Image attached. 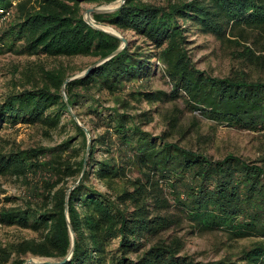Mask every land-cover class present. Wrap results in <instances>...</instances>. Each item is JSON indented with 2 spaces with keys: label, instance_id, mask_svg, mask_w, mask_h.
Returning a JSON list of instances; mask_svg holds the SVG:
<instances>
[{
  "label": "trees",
  "instance_id": "1",
  "mask_svg": "<svg viewBox=\"0 0 264 264\" xmlns=\"http://www.w3.org/2000/svg\"><path fill=\"white\" fill-rule=\"evenodd\" d=\"M117 1L0 0V53L36 58L0 102V127L65 134L55 145L0 135V264H264V153L216 158V135L203 131L206 119L264 136V0H126L94 12L138 39L67 83L66 100L77 73L66 59L92 57L90 67L123 45L86 20L84 3ZM194 33L227 44L228 73L198 67ZM157 114L161 133L148 128ZM4 178L22 191L9 194ZM210 233L227 239L222 257L187 254L189 236Z\"/></svg>",
  "mask_w": 264,
  "mask_h": 264
},
{
  "label": "rangeland",
  "instance_id": "2",
  "mask_svg": "<svg viewBox=\"0 0 264 264\" xmlns=\"http://www.w3.org/2000/svg\"><path fill=\"white\" fill-rule=\"evenodd\" d=\"M150 1V0H146ZM160 2L161 0H151ZM120 0L110 4L97 5L93 3H84L85 16L87 17L88 9L90 8H103L109 7L115 9L119 6ZM115 11V10H114ZM92 20L95 22L93 13ZM96 23V22H95ZM102 25V24H98ZM107 25V24H106ZM129 40L136 41L138 37L132 32L123 33ZM192 40L191 47L192 55L194 56L198 67L206 69L215 75L228 73L229 68L232 64L231 55H229V49L227 44H223L218 39L209 35H203L201 33H194L190 38ZM35 57H29L27 55H19L13 51H4L0 53V102L6 97L9 90L17 84L22 78V72L26 67L30 65V62L35 61ZM95 61L92 57H76L71 60L66 59V63L70 67L76 66L77 74L82 73L81 69H85ZM50 66L56 65L60 60H47ZM155 86L168 89V85L161 80V76L157 75L155 80ZM148 106V105H146ZM162 108V105L158 104ZM169 106V105H166ZM157 107V106H156ZM193 118L192 113L187 114V121H191ZM81 122V121H80ZM82 123V122H81ZM6 127L5 125H2ZM212 122L209 120H203V131L205 133H213L216 135L214 144L210 148L211 154L216 158L224 156L230 152H236L237 154L243 155L246 158L258 159L264 153V136L257 132H246L238 129H232L226 126H219L218 129L212 128ZM151 131L161 133L165 129V123L162 121L159 114L156 115L154 123L148 127ZM72 129V128H71ZM216 132V133H215ZM12 134L18 141H22L24 144H39L45 143L48 145H55L62 141L65 134L59 132L52 137V139L45 137L39 126L34 125H23L19 124L16 128L1 129L0 135ZM90 136V134H89ZM6 189L9 194H16L22 191L20 182L11 178H4ZM242 243H247L243 241ZM229 245L227 239L220 234L210 233L202 235H191L189 236V242L187 244V254H191L196 257V260L206 261L213 260L222 257L224 252L227 250ZM37 261L54 260L50 258H41L31 256Z\"/></svg>",
  "mask_w": 264,
  "mask_h": 264
},
{
  "label": "water",
  "instance_id": "3",
  "mask_svg": "<svg viewBox=\"0 0 264 264\" xmlns=\"http://www.w3.org/2000/svg\"><path fill=\"white\" fill-rule=\"evenodd\" d=\"M125 2H126V0H120V4H119V6H118L117 8H115V9H112V8H109V7H103V8H98V7H96V8H90V9L87 10V11H88V14H87L86 20H88V22H89L91 25H93L94 27H97V28H99V29H101V30H105V31L109 32L110 34H112V35L118 37L119 39L122 40L123 45H121V47H120L118 50H116L115 52H113L112 54H110L109 56H107L106 58H104V59H102V60H100V61L94 63V64L91 65L90 67H88L87 70H85V71H83L82 73L77 74V75H74L73 77L67 79L66 82H65V85H64V87H63V92H64V96H65L66 100L68 99V98H67V92H65V87H66V84H67V83H69L70 81H72V80L75 79V78H79V77H83V76H85L86 74L89 73V71H90L91 69H93V68L96 67V66H99V65L103 64L104 61L108 60L110 57H112V56H114V55H117L118 53H120V51H121L123 48H125V47L127 46L128 42H127L126 37H125L123 34H121L120 32H119V33H118V32H114V31L109 30V29H107V28H105V27H102V26L98 25L97 23H95V22L92 20V13H94V12H98V13L111 12V11H114V10H116V9H119V7H120L123 3H125ZM71 111L73 112V115L76 117V119L78 120V122L81 123L80 120H79V118L77 117L75 111L73 110V108H71ZM81 124H83V123H81ZM90 148H91V144H90L89 147H88V152H87V154H86V155H87V157H86V161H88L89 150H90ZM74 188H75V186L71 187L70 191L68 192V195H67V202H66V203H67V208H68V206H69V204H68L69 195H70L71 191H72ZM68 220H69V217H68ZM69 221H70V220H69ZM70 231H71V235L73 236V246H72V249L70 250L71 252H70L69 255L66 257L65 260L70 259V258L73 256V254H74V247H75L76 235H75V232H74V229H73V226H72L71 222H70ZM30 263L46 264V263H60V262H57V261H55V260L37 261L35 258H30V259L26 262V264H30Z\"/></svg>",
  "mask_w": 264,
  "mask_h": 264
},
{
  "label": "bare ground",
  "instance_id": "4",
  "mask_svg": "<svg viewBox=\"0 0 264 264\" xmlns=\"http://www.w3.org/2000/svg\"><path fill=\"white\" fill-rule=\"evenodd\" d=\"M101 26H102V27H105V28H107V29H109V30H112V31H114V32H118V33H119V30L116 29V28L113 27V26L106 25V24H103V25H101Z\"/></svg>",
  "mask_w": 264,
  "mask_h": 264
}]
</instances>
